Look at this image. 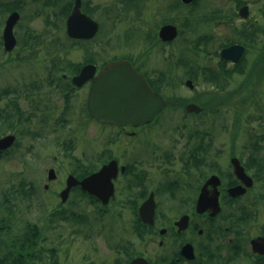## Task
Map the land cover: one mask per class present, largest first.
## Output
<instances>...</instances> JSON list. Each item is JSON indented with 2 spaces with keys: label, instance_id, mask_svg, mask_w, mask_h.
Returning a JSON list of instances; mask_svg holds the SVG:
<instances>
[{
  "label": "rangeland",
  "instance_id": "obj_1",
  "mask_svg": "<svg viewBox=\"0 0 264 264\" xmlns=\"http://www.w3.org/2000/svg\"><path fill=\"white\" fill-rule=\"evenodd\" d=\"M90 1L89 5L94 12L92 14L103 22L102 32L90 43L82 44L69 40L65 27L66 17L58 14L62 2L53 5L45 4V0H24L23 7L20 9L21 18L15 26L18 45L13 51L7 52L0 39V136L8 133L17 135V141L10 152L0 160V218L10 214L2 206L3 193L12 192L24 183L23 188L29 195L22 197L18 193L15 194L12 200L15 209L10 223L14 226L15 232L19 229L24 230L27 222L36 223L41 227L42 235L35 249L38 257L36 256L37 258L32 261L33 264H55V261L57 264H124L126 254L121 248L135 240L136 236L131 229L136 223L137 214L132 212L131 208H126V205L121 204L120 200L116 201V205L109 203L107 210L101 213L96 204L89 197L80 195L77 189L71 191L68 200L63 202L59 192L66 184L67 175L74 173L79 165L94 168L112 156L125 160L127 159L124 157L125 152L128 153L134 147L140 158L150 159L154 156V142L158 144L162 153L169 151L172 142L169 143L167 134L169 128H172L176 122L178 127L175 129V134L180 133L186 124L196 121L198 123L200 120L169 118L172 115L168 113L164 116L165 120L160 118L153 128L147 129L146 131L151 133L145 134L137 143L134 135H123L119 131L110 133L114 131V127L103 126L98 121L88 118L86 113L82 114L81 109L85 103L82 98H76L73 104L77 107L76 111H79L81 125L79 126V120L73 122L75 126L61 125V122L57 121V115L66 105L63 88L57 86L56 78L64 74L60 68L54 67V59L57 56L81 63L86 58L85 45H89L92 50H96L99 55L96 59L102 63L124 55L137 58V53L142 49L139 47L142 40L127 39V43L124 44L120 40L125 38L115 39L116 35L124 29L125 23L118 18L119 15H112V19L109 20L103 14L105 4H113L114 0ZM144 1V10L139 22L144 29L148 27L147 24L151 23V27L155 30L157 28L155 24L160 20L155 19L159 15L161 19L173 18L179 26V36L172 43L163 46L169 57L174 55L178 60L183 59L181 53L184 51L179 48L180 44L183 40L188 41V38H191L195 49L191 51V56H196L193 59H196L198 66L203 68L206 62H216L217 55L205 56L207 60L203 58L199 50L204 47V44L200 40L197 41L199 35L206 32L213 35L207 44L209 46L208 56H210V49L218 50L228 39L242 38L234 29L239 21L234 20V24L228 23L227 27L220 22L221 17L216 12L218 8H223L225 12L228 10L236 12L238 7L234 0H201L197 15L205 11L214 12L213 14L217 15L214 19L205 22L204 26L199 24L200 18L196 19L198 17L192 13L193 8L176 7L170 12H159L161 7L158 2ZM263 8L262 3L250 6L251 20L257 22V25L264 23V13L261 11ZM187 15L190 19L194 16V24L189 22L188 25H184L187 23L184 20ZM7 16L8 14L5 19ZM4 24L0 31L1 34ZM243 24L244 22L242 26ZM188 26L192 31L189 32ZM112 38L113 42L108 44V40ZM188 48L189 46L186 50ZM158 49L163 52L162 49ZM160 52L149 55V68L156 67L160 63L166 65L164 54L160 55ZM184 53L187 55V51ZM260 53L264 54V35L257 36L250 44L246 63L252 62L253 58ZM65 70L70 76L75 73L67 68ZM177 73L175 87L169 86L163 90L167 97L178 94L190 98L202 91L217 93L222 98L217 107L220 110H227L230 115L229 117L213 116L207 120L206 143L209 153L206 162H228V156L233 149L243 161L245 159L258 161L255 154L246 149V146L251 140H255L253 137L255 135L251 136V133L259 134V138L264 135V78H261L260 82H258L259 76L255 78L254 90L245 93L249 98L248 100L245 98L238 109L235 104L226 103L225 98L238 95V93L233 95L230 91L234 90L239 80H242L244 73L232 74L233 77H230L229 82L223 88L219 85L213 86L215 81L212 79H207V82L192 79V88L185 84L188 78L185 70L180 69ZM11 86L18 88V95L4 92L5 88ZM240 94L243 98L242 91ZM13 101L19 104L24 118L15 129L8 126L7 120L9 113H16L18 116L11 105ZM235 108L240 111L236 113V116L233 113ZM174 110L171 106L167 108L168 112ZM180 111L184 110L181 108ZM207 111L210 110L207 108ZM25 118L28 119L25 120ZM224 123L228 128H222ZM183 136H180L182 137L181 142L187 140ZM258 141L264 145L263 140ZM185 146V144H179L177 157L181 154L180 152L187 149V147L184 148ZM261 154L264 155V146ZM174 162L182 161L176 159ZM51 167H54L57 172L54 180L48 179V170ZM47 183L48 188L45 185ZM81 214L86 216V220L79 219Z\"/></svg>",
  "mask_w": 264,
  "mask_h": 264
},
{
  "label": "flooded vegetation",
  "instance_id": "obj_2",
  "mask_svg": "<svg viewBox=\"0 0 264 264\" xmlns=\"http://www.w3.org/2000/svg\"><path fill=\"white\" fill-rule=\"evenodd\" d=\"M65 1L66 3H63V9L59 11V14L66 17L65 27H67V19L74 8L76 0ZM234 1L238 7L236 12H230L229 10L225 12L223 8H218L216 12L221 17L220 22L227 27L228 23L234 24V20L239 21L234 29L242 38L238 36L239 38L228 39L218 50L210 49V56H208L207 48L209 46L207 44H209V38L211 37L209 36L210 33L206 32L200 35V40L204 44V47L199 50L200 54H203V58L205 56L212 57L213 54H216L217 60L216 62H206L203 68L201 67L206 73L201 70L197 75L199 76L198 80L207 82V79H212L215 81L213 86L219 85L223 88L229 82L230 77H233L232 74L244 73L242 80H239L233 88L234 90L230 91L233 95L235 93H238V95L229 97L226 101V103L235 104L240 109L239 105L243 104V100L249 98L245 93L254 90L256 80L252 81V77L255 67L258 68V82L261 81V78H264V63H262L264 54L260 53L253 58L252 62L246 63L250 44L257 36L264 35V23L261 22L260 25H257V22H252L250 6L251 4H264V0ZM90 2V0H81V10L99 21L100 28L92 38L74 37L75 42L78 41L82 44L92 42L102 32L103 22L92 14L94 12L91 10ZM155 2H158L161 7L159 12H170L175 10L176 7L199 8L200 4V2L185 3L183 0H155ZM161 2H163V5H161ZM144 4V0H114L113 4H105L106 8L103 14L109 20L112 19V15H119L118 18L125 23L124 29L116 35L115 39L125 38L120 40L124 44L127 43V39L134 40L136 38L143 41L140 43L139 47L142 49L137 53V58L128 55L120 58H127L133 62L134 66L147 77L155 92L164 97L166 106L152 120L139 125H121L96 120L88 111V97L93 79L87 80L82 85L73 83V77L81 72L84 65L91 62L96 64L94 74V77H96L101 69L113 60L99 63L96 61L99 55L96 50H93L94 61L85 62L78 72L73 73L71 79L65 78L67 75H64L63 82L66 86L64 89V96H66L64 102L66 105L57 115V121L61 122V125H74L73 122L79 120V126L81 125L79 111H76L77 107L73 104L76 98H82L85 103V106L81 109L82 114L86 113L88 118L98 121L103 126L114 127V131L110 133L119 131L123 135H134L137 143L145 134L151 133L146 131L147 129L153 128L160 121V118L165 120L164 116L168 113L172 115L169 118H196L200 120L198 123L196 121L186 124L184 129L177 134H175V129L178 127L177 122L172 128H169L167 135L169 143L172 142L169 151L162 153L158 148V144L154 142V156L150 159H142L136 154L134 147L128 153L125 152L124 157L127 159L112 156L103 162L99 168L77 176L81 179L100 169L103 164L113 159L118 160L119 170L117 176L113 179L115 195L109 203L116 205V201L120 200L121 204L126 205V208H131L132 212L137 214L136 223L131 229L136 236L135 240L123 245V248H121L122 252L126 254L124 264H131L132 260L136 258H138L136 264H264V160L251 161L245 159L243 161L241 159L242 162H232L234 157H238L236 150L233 149L228 156V162H206L209 153L206 143L207 120L213 116L225 115L229 117L230 115L227 110H220L219 108L215 111H207V105L202 99L207 91L197 92L198 97L190 98L178 94L167 97L163 93L165 87H175L178 77L177 72L180 69H184L188 75L185 84L188 79H193L190 75L194 74V69L198 66L196 59H193L196 56H191V51L195 49L192 46V39L188 38V41H186L187 39L183 40L179 47L184 52L187 51L188 56L182 52L183 59L178 60L174 55L169 57L163 46L172 43L179 34L171 40H166L160 35V31L167 24L176 25L178 29L179 26L173 18L164 17L161 19V15H159L155 19H160L155 24V27H157L155 30L151 27V23L147 24L148 27L144 29L143 25L139 24ZM199 10L193 9L192 13L198 16L196 19L200 18L199 24L201 26L217 17L216 14L211 15L214 12L208 11L197 15L196 13ZM261 11L264 13V8ZM188 18V16H185L184 20L187 23L184 25L189 24ZM242 22H244L243 26ZM190 31H192L191 27H189ZM112 40L113 38L108 40L107 43L113 42ZM184 44L185 46H183ZM234 44H241L245 47L243 55L238 60L223 57L222 50ZM188 46L189 48L186 50ZM88 47L90 48L89 45ZM158 48L162 49L163 52H160ZM156 52H160V55L164 54L163 58L167 63L165 65L157 62L158 66L149 68V55ZM205 60L207 59L205 58ZM212 73L217 74L219 79L216 76L211 77L210 74ZM241 91L244 95H242L243 98L240 97L241 94L239 95ZM198 102H203L204 105ZM191 103H198L203 109L201 111L187 110V106ZM169 106L175 110L168 112L167 108ZM181 108L184 111L181 112ZM238 109L235 108L233 111L235 116L237 112H240ZM236 121L235 118V123ZM223 127L228 128L226 123L222 125ZM182 135L187 138L184 142H181L182 137L180 136ZM179 144H185L184 148L187 147V149L180 152L181 154L177 157ZM176 159L182 162H174ZM155 160L159 162H152ZM212 176H215L216 179L209 182ZM65 187L66 185L63 186V188ZM204 195L206 198H210L214 205H209L207 199H202ZM89 196L97 198L93 194ZM149 198L154 199L156 205L154 222L152 223L145 222L141 218L140 212L141 207ZM109 203L107 204L108 207Z\"/></svg>",
  "mask_w": 264,
  "mask_h": 264
},
{
  "label": "water",
  "instance_id": "obj_3",
  "mask_svg": "<svg viewBox=\"0 0 264 264\" xmlns=\"http://www.w3.org/2000/svg\"><path fill=\"white\" fill-rule=\"evenodd\" d=\"M190 3L194 0H183ZM20 18L18 11H13L7 18L4 27V45L8 51L14 49L17 44V37L14 26ZM99 30V22L81 10V0H76L74 8L67 19V32L75 38H92ZM176 25L167 24L162 27L160 35L163 39L171 40L177 36ZM244 46L234 44L222 50V56L227 59L238 60L244 53ZM96 65L87 64L80 74L73 77L77 85H82L89 79H93V85L89 92L88 109L91 115L97 120L115 124H143L152 120L166 106L164 97L155 92L148 83L145 75L139 72L128 59H121L109 62L100 73L94 77ZM187 84L193 86L192 80ZM189 111H201L202 108L196 103L187 106ZM16 140V135L8 134L0 139V149L10 147ZM232 162H241L234 157ZM119 170L118 161L113 159L104 164L100 170L84 177L77 178L70 174L67 179V187L61 192L63 201L69 197L73 186L81 185L83 189L97 195L104 203H108L115 195L113 179ZM56 177L54 168L49 170V178ZM216 179L212 176L209 182ZM209 205H214L210 198H206ZM155 201L149 198L141 207V218L145 222H154ZM138 258L133 259L131 264H136Z\"/></svg>",
  "mask_w": 264,
  "mask_h": 264
},
{
  "label": "trees",
  "instance_id": "obj_4",
  "mask_svg": "<svg viewBox=\"0 0 264 264\" xmlns=\"http://www.w3.org/2000/svg\"><path fill=\"white\" fill-rule=\"evenodd\" d=\"M50 1L53 4H57L58 3L57 1L59 0H50ZM23 4H24V0H0V31L4 24L6 14H8L13 9L20 10L21 7H23ZM189 21L190 23H193V20L189 19ZM0 39H2L1 33H0ZM198 40H200V36L198 37ZM87 53H88V56H87L88 59H86L84 62L80 64H76L69 59H63L57 56V58L54 59V67L60 68L61 71L63 72H65L66 71L65 69L67 68L76 73L79 71V69L85 62L89 60L91 61L94 60L95 58L94 53L91 52L89 49H87ZM200 70H202L201 67L199 66L195 67L194 72H193L195 75L192 74L190 76L193 78H199L197 74ZM202 71L203 73H206V71L204 70ZM210 75H212L211 77L216 76L219 79V76L215 73H212ZM257 76H258V68L255 67L252 81H255V78ZM56 80L59 81V83H57L58 84L57 86L62 87L63 89L66 88L64 84H61V81L64 80L63 74L58 75ZM17 91H19L18 88L12 87V86L10 88H5L4 90V92L7 94L12 92L18 95ZM202 99H204L207 105L206 107L214 111L217 110V105L220 104L222 100V98H220L217 95V93H206L205 95L202 96ZM225 100H227V98H225ZM201 104L204 105L203 102ZM11 105H13V107L15 108L16 112L18 113V116H16V113L15 114L9 113L7 116L8 118L7 120L9 123L8 126L12 127V129H15L18 123L23 122L24 118L22 116V111L20 109L19 104L13 101L11 102ZM11 111H13L12 107H11ZM27 119L28 118H25V120ZM252 135H255L253 136L255 137V140H251L249 144L246 146V149L253 152L255 154L256 159L258 158V160H264V156H262L261 153L259 152L260 150L263 149L264 145L260 144L258 141L259 139L264 140V135H262L260 138H259V135L254 132L251 133V136ZM3 152H4L3 150H0V160L3 157L2 155ZM77 169L78 171H81V173L85 174L88 170L90 171L93 168L92 167L88 168L86 166L84 168L83 165H80V166H77ZM23 187H24V183H22L20 187L18 186L12 192L3 193V204L4 205L2 204V206L5 207L6 210L8 211V214L9 213L10 214L9 216H6V217L4 216L0 218V264H33L32 261H34L35 258L38 257V255L35 253V249L38 247L39 238L42 235L41 227H39L38 224L36 223L27 222L26 223L27 225L24 230L19 229L17 232H15L13 225L10 223L11 215L14 213V209H15L14 203H12V200L14 199L15 194L18 193L22 197L29 195V193ZM93 199H94L93 201L95 204L99 202L98 199H95V198ZM102 209L103 208H101V210ZM80 216L81 217L79 219L86 220V216H84L83 214H81ZM55 264H57L56 261H55Z\"/></svg>",
  "mask_w": 264,
  "mask_h": 264
}]
</instances>
